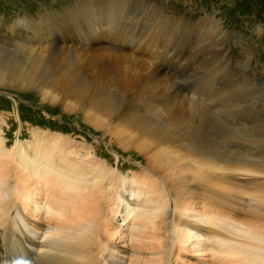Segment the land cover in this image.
Returning <instances> with one entry per match:
<instances>
[{"label":"rangeland","instance_id":"rangeland-1","mask_svg":"<svg viewBox=\"0 0 264 264\" xmlns=\"http://www.w3.org/2000/svg\"><path fill=\"white\" fill-rule=\"evenodd\" d=\"M141 1L145 9L152 7L162 10L167 16L173 15L172 18H182L186 27L173 26L172 38L159 48L153 46L154 39L145 38V33L143 37L147 41L132 38L127 24H120L115 29L104 32L105 27L96 30L94 37L77 39L79 34L85 32L82 26L73 32L75 38L60 41L56 45V39L50 41L49 35H63L74 29L69 25V29L66 28L65 31L62 28L59 30V15L72 12L76 0H0V63L7 72H11L10 77L0 83V137L6 140V149L11 151L14 142L19 141L30 151L51 150L62 164L72 163L92 172L103 171L105 175H109L111 169L121 173L126 193L122 192L123 199L119 208L116 206L117 198L115 201L113 189L108 187L109 190H105L103 184H96L82 191L60 185L54 187L48 180L40 185L32 177H23L22 166L10 154L0 156V179H20L21 184L16 181L17 185H12V196L18 209L35 228L47 226L54 221L86 223L98 214V231L107 239L108 246H105L117 245L121 255L127 250L125 255L130 250L140 251L144 255H162L169 249L171 264H255L249 259L228 254L221 257L217 250L218 243L213 240H208L202 246L193 241H183L181 230L176 229V223L182 217L194 215L201 218L211 233L220 231L217 224L221 221L264 232V210L256 211L255 208L248 207L246 201L250 198L249 194L256 192L244 186L248 183L238 182L240 185L233 184L227 188L219 187L214 179L195 183L190 182V178L194 177L192 173L179 170L175 173L172 168L166 177H162L157 168L151 169L159 165L158 152L152 150L144 155L140 151L142 145L137 140L131 144L109 130L111 123H101L108 121L107 119L94 118L87 109L83 112L78 105L71 106L69 100L63 102V99L69 88L81 87L80 90H86L90 83L91 89L97 88L95 98L108 103L113 117L120 107L118 104L123 102L126 112L124 116L137 118L146 110L143 108L145 100L151 99L159 104L150 91L157 92L159 89L160 84L157 86L153 80L160 77V73L163 74V69H167L177 79L181 77V65H188L192 68L195 81H198L196 77L203 75L202 71L213 72L211 76L217 77V84L222 90V78L229 76L233 80L230 84L233 88L228 89L224 82V90L231 91L236 100L235 113L227 116L221 107L205 102L202 98L199 101L198 98L202 111L205 109L204 112L208 115L201 113L196 105L188 103L184 109L189 113L182 118L190 121V127L186 126L188 129L185 130L183 126L179 127L177 123L169 121L173 138L189 147L198 148L200 154L215 155L220 160L224 156L238 158L242 155H246V159L263 160L264 141L258 143L256 137L260 132L264 133V127L257 128L254 121L256 93L249 102L245 100V96L247 93L250 95L251 88L256 87L254 83L258 79L264 83V0ZM168 3L171 10H167ZM193 8L198 12L199 18L204 19H201L202 22H206L204 26L210 23L217 27L211 41L206 42L209 49L204 51L201 50L204 45L199 42L205 39L202 36L194 41L190 35L193 28L187 25L194 20ZM86 16L83 17L86 19ZM149 31L147 29V34ZM34 47L37 48L36 51H33ZM47 47L51 49L47 50ZM113 47L120 49L115 52ZM165 50L169 69L161 64L164 60L162 51ZM111 51L126 58L117 68L108 59ZM35 52H40L41 55L37 57ZM97 54L101 56H96ZM160 55L163 60L157 61L155 56ZM82 64L84 66L74 71L69 70ZM153 65L160 71L158 75L151 71ZM29 68V78H35L34 82L26 80V83L17 84L22 75L15 73L20 70L25 72ZM241 72L255 78V81L248 82V90L238 79ZM121 73L138 76L136 84L139 83V91L147 97H139L135 93L138 92L135 87L124 93ZM48 81L50 82L47 84ZM56 81L59 83L55 84ZM241 81L244 82L243 79ZM234 83H238V86ZM178 85L190 90L188 84L180 82ZM83 105L87 107V101ZM192 106L195 107L193 110ZM249 107L252 110L247 112ZM151 110L157 120L163 122L167 118L162 109L154 106ZM146 122L150 123L149 119ZM183 123L186 125V122ZM129 130L122 128V133L129 134ZM129 191L143 196L141 202L147 199L146 204L152 206L153 209L144 219L133 215L136 200L130 209L124 205V198L130 197ZM44 207L54 212L53 221L47 215L49 212L45 214L42 210L36 211ZM163 247L166 249L160 253ZM258 264H264V261Z\"/></svg>","mask_w":264,"mask_h":264},{"label":"bare ground","instance_id":"bare-ground-1","mask_svg":"<svg viewBox=\"0 0 264 264\" xmlns=\"http://www.w3.org/2000/svg\"><path fill=\"white\" fill-rule=\"evenodd\" d=\"M76 2L72 12L68 14L66 12L64 16L63 14L62 16L59 15V30L62 28L63 30H61L65 31L66 28L69 29V25L74 29L67 31L68 33L64 32L63 35H56L55 33L49 35L50 41L56 39L57 42H54L56 45L59 44L60 41L65 42L66 39L75 38L73 32L75 30L78 31L82 26L85 28V32L79 34L76 37L77 39L94 37L96 30H101L105 27L106 30H104V32L115 29L120 24H127L130 27V36L132 38L137 37V41L154 39L153 46L159 48L160 45H165L169 42L167 40L172 38L173 26L179 25L184 28L186 27V23L183 22L182 18H172L171 16L173 15L170 14L171 16H167L162 10L152 7L145 9L140 3L142 2L141 0H76ZM178 8H180V6H178ZM167 10H171L170 3L167 4ZM192 11L194 12L192 13L194 20L187 23V25L193 28L190 30V35L194 41L197 40L198 37L202 38V36L203 39H205L199 42L204 45V47L201 48V50L204 51L209 49L208 44L206 46V42L211 41L213 35L216 33L217 27L210 23L204 26L203 24H206V22H202L204 19L199 18L195 8H193ZM84 15H87L86 19L83 17ZM147 29L150 30L148 32L149 35L147 34ZM144 33L147 40L143 37ZM84 34L86 36H84ZM61 36L62 39H60ZM117 41L121 42L119 39ZM37 48L34 47V50H31L36 51ZM50 49L51 48L47 47V50ZM119 49L120 48L116 47L112 48L115 52ZM160 50L161 48L159 52ZM47 52L48 51H45V53ZM162 52L164 60L163 57L161 58L162 55L158 57L155 56V59L157 61L158 59L159 61L162 59L163 61H161V64L163 63L162 65L168 68L167 61L169 60H167L166 57L167 50ZM35 55L38 57L41 53L35 52ZM98 55L100 54L96 56ZM108 59L112 60L113 67L117 68L126 58L124 55H115L114 51H111L108 54ZM81 66L84 65H76L75 68L71 67L69 70L74 71V69H78ZM152 67L151 71L158 75L160 71L156 70V65ZM181 67V77H178L179 80L168 73L167 69H163L164 72L163 74L160 73V77L154 80L151 77L153 83L157 86L160 84V86H158L159 89H156L157 92L150 91L154 99L159 101V104H156L151 99L145 100L143 108L146 110L137 118L124 116L126 112L124 111L123 102L121 105L118 104L120 110L118 108L117 114L113 117L108 103L106 101H101V98H95L97 88L91 89L92 85L90 83L86 86V90H80L81 87L80 89L69 88L63 102L69 100L71 106L78 105V108L82 109L83 112L87 109L94 118L107 119L108 121L101 123H111V126H108L110 128L109 130L119 134L131 144L137 140L139 144L142 145L140 151L144 152V155H146L145 153H150L152 150H155V153L158 152L159 165L151 169L157 168L162 177H166L169 170L172 168L175 173L178 170L192 173L194 177L190 178V182L195 183L214 179L221 188H227V186H232L233 184L240 185L238 182L248 183L244 185L246 188L249 190H256L255 194H249L250 198L246 200L248 207L255 208L256 211L259 212L263 211L264 159H246L247 156L242 155L238 158L224 156L222 157L223 159L220 160L215 155L200 154L198 153V148L194 149L173 138L170 126L168 125L169 121L177 123L179 127L183 126L185 130L188 129L187 127H190L188 123L190 121L183 120L185 114L187 116L189 113L187 109H184L188 103L194 104V106L196 105L199 111L201 113L203 112L205 115L208 114L204 112L205 109L202 111V105L200 106L198 104L200 102H197L198 98L199 101L200 98H202L205 102H211L215 106L221 107L222 111L226 112L227 116L232 112L235 113L234 107L236 106V100L233 99L231 91L228 90L233 88L231 87L232 85H230L233 81L231 77L222 76V90V87L220 88L217 84V77L211 76L213 72L202 71L203 75H201V77H196L198 81H195L192 68L188 65H181ZM29 73L30 68L25 72L24 70L16 72L15 74L22 75L20 80L16 83H26V80L34 82L35 78H29ZM226 73L224 74L226 75ZM10 74L11 72H7L5 67L0 63V83L10 77ZM148 74L150 73L148 72ZM137 78L138 76L134 74L121 73L120 81L122 91L126 93L135 87V91L138 92H134L139 97H141V95L147 97L142 91H139L141 88L138 87L139 83L136 84ZM238 79L243 85L245 84L244 87L246 86V90L249 88L248 82L255 81V78L252 79L243 72L238 74ZM242 79L244 82L241 81ZM50 81H48L47 84ZM180 82L185 85L188 84L190 90L184 89L181 85L177 86ZM224 82L228 86L227 91L224 90ZM54 83L58 84L59 82L56 81ZM254 86L256 87L251 88L250 95L249 93L246 94L245 100L247 102L251 101V96L256 93L254 97L256 98V103L254 102V104L257 109H255L254 121L257 128L258 126L263 128L264 110L262 108L264 107V83L262 80L258 79L254 83ZM239 87H241V85ZM238 90L239 89H237V91ZM222 93L223 96L221 97ZM85 101H87V107L83 105ZM238 101H240V97ZM178 102L180 103L176 107ZM154 106L156 109H162V111L166 112L167 118L163 121L164 123L157 120L156 116L152 115L151 109ZM194 106L191 107L192 110L195 108ZM249 110H252V107H249L247 112ZM113 113H115V111ZM210 116L212 118V115ZM143 117L147 118V120L149 119L150 123L146 122L147 120L145 121ZM183 122H186V125ZM122 128L130 129L128 132L129 134L122 133ZM202 136L207 137L206 135ZM256 138L258 139V143H262V141H264V133L260 132L259 136ZM6 145V140L0 137V156L10 154L18 160V163L23 168V177L28 179L32 177V179L40 185L43 184L44 180H48V183L50 185L52 184L54 187L60 185L62 187L75 188L82 191L96 184H103L105 190H109L108 187L113 189L115 201L117 198L116 206L119 208L120 201L123 199L122 192L126 193V185L123 184L121 173H117L111 169L112 171H109V175H105L103 171L92 172L85 167L77 166L72 163L62 164L59 159H56L55 154H53L51 150L31 149L32 151H30L24 148L25 145L23 142L19 141L14 142L11 151L6 149ZM143 147L146 149L144 150ZM188 151L190 152L188 153ZM16 181L20 182V179L17 178L15 180L14 178L13 180L10 179L6 181L0 179V264H152L156 262H159L158 264H171V255H169L171 250L169 249L163 252L162 255L151 253L144 255L140 253V251L134 250H130V253L127 255L125 254L128 253V250L127 252L124 251L125 254L121 255L117 245L106 247L108 246L106 245L107 239L102 237V234L98 231V225L100 223V216L98 214L86 223L77 222L74 224L72 222L54 221L52 224L49 222L47 226L35 228L18 209L16 201L12 196L11 188L14 183L17 185ZM187 192H189L188 188ZM191 192H193V190ZM128 193L130 197L124 198V205L127 209H130L136 200L134 204L136 208L133 215L134 217L136 216L140 219H144L153 209L152 206L146 204L147 199L141 202L140 199L143 196L136 192L129 191ZM44 197H46V194ZM223 197H225V195ZM41 210L45 214L49 212L47 215L51 216L50 220H54V212L48 211L47 207L36 209L37 212H41ZM217 225L220 226V231L211 233L210 230L204 226L201 218H196L194 215H187L176 223V229L181 230L183 241H193L194 244L201 246L208 240L217 242L218 254L221 257L224 256V254H228L230 256L249 259L255 264L264 261V232L253 231L240 224L237 225L225 221H221ZM165 249L166 248L163 247L160 253ZM203 253L204 252H202V254Z\"/></svg>","mask_w":264,"mask_h":264}]
</instances>
